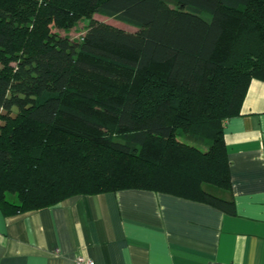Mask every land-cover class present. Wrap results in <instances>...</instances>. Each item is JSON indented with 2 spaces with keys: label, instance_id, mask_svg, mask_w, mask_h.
Wrapping results in <instances>:
<instances>
[{
  "label": "trees",
  "instance_id": "trees-1",
  "mask_svg": "<svg viewBox=\"0 0 264 264\" xmlns=\"http://www.w3.org/2000/svg\"><path fill=\"white\" fill-rule=\"evenodd\" d=\"M255 79L264 0H0L3 214L144 190L235 215L224 130Z\"/></svg>",
  "mask_w": 264,
  "mask_h": 264
},
{
  "label": "crops",
  "instance_id": "crops-1",
  "mask_svg": "<svg viewBox=\"0 0 264 264\" xmlns=\"http://www.w3.org/2000/svg\"><path fill=\"white\" fill-rule=\"evenodd\" d=\"M224 139L235 215L172 195H80L5 216L0 264H264V82L253 80ZM206 149V148H205Z\"/></svg>",
  "mask_w": 264,
  "mask_h": 264
},
{
  "label": "rangeland",
  "instance_id": "rangeland-1",
  "mask_svg": "<svg viewBox=\"0 0 264 264\" xmlns=\"http://www.w3.org/2000/svg\"><path fill=\"white\" fill-rule=\"evenodd\" d=\"M95 18L101 22L111 24L113 26L122 28L126 31H129V32H137L138 31V29H136L135 27L124 24V23H122L119 20L114 19V18H106V17H103L101 15H96ZM87 27H88V21L83 19L77 24L76 27L72 28L71 30L66 31V30H60V29L54 28L53 31L59 33L61 36H67L72 40L81 41L82 38L86 34ZM200 147L204 150L206 148L202 145H200Z\"/></svg>",
  "mask_w": 264,
  "mask_h": 264
},
{
  "label": "built area",
  "instance_id": "built-area-1",
  "mask_svg": "<svg viewBox=\"0 0 264 264\" xmlns=\"http://www.w3.org/2000/svg\"><path fill=\"white\" fill-rule=\"evenodd\" d=\"M75 264H96L94 260L87 259L83 256H78L75 260Z\"/></svg>",
  "mask_w": 264,
  "mask_h": 264
}]
</instances>
